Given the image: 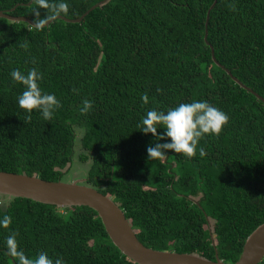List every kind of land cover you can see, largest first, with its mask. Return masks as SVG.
I'll list each match as a JSON object with an SVG mask.
<instances>
[{"label": "trees", "instance_id": "trees-1", "mask_svg": "<svg viewBox=\"0 0 264 264\" xmlns=\"http://www.w3.org/2000/svg\"><path fill=\"white\" fill-rule=\"evenodd\" d=\"M28 1L0 0V10L35 22L52 16L56 0ZM98 1L66 0L60 15L77 18ZM212 2L106 0L80 22L56 18L39 27L0 17V170L60 180L79 128V160H90L84 183L118 204L144 245L236 261L264 222V102L215 64L210 45L264 98V0H216L209 9ZM32 67L42 90L61 101L50 121L35 110L26 120L16 104L22 85L9 72ZM83 99L93 102L86 114L78 110ZM197 99L227 113L220 134L203 137L191 158L173 150L147 158L158 137L138 129L141 116ZM4 215L11 223L0 227V264H16L4 243L13 232L33 258L46 251L66 264H137L89 206L11 197L0 206Z\"/></svg>", "mask_w": 264, "mask_h": 264}, {"label": "water", "instance_id": "water-1", "mask_svg": "<svg viewBox=\"0 0 264 264\" xmlns=\"http://www.w3.org/2000/svg\"><path fill=\"white\" fill-rule=\"evenodd\" d=\"M31 1L32 0H29L26 4H29ZM105 1L106 0H101L93 4L77 18H68L59 14L51 16L44 22H35L25 16L11 15L7 10H0V17L13 21H25L28 25L34 27L46 26L56 18L69 22H80L90 10L101 5ZM215 2L216 0H213L209 9L213 7ZM209 9L207 10L205 25L208 21ZM206 36L207 30L205 29V41ZM210 50L212 60L215 64L224 68L227 74L239 86L251 91L264 102L263 97L233 76L229 69L225 68L216 60L211 45ZM0 195H4L7 198L26 197L59 207L74 205L89 206L97 212L113 244L122 254L137 264H257L264 258V222L256 226L246 237L238 259L234 262H225L220 259L217 254H215V259L212 260L196 252L160 250L144 245L137 238L124 211L118 204L115 203L110 196L84 183V180H46L36 175L0 170Z\"/></svg>", "mask_w": 264, "mask_h": 264}, {"label": "clouds", "instance_id": "clouds-1", "mask_svg": "<svg viewBox=\"0 0 264 264\" xmlns=\"http://www.w3.org/2000/svg\"><path fill=\"white\" fill-rule=\"evenodd\" d=\"M68 7L66 0H56L48 4L52 16L67 13ZM33 11L35 13L37 9ZM9 76L11 82L22 85V91L16 96V104L18 108L24 110L25 119H31L35 110L45 121H50L54 111L61 107V101L54 92L42 90L40 87L42 73L36 67L28 69L26 73L20 68H12ZM141 99L147 102L146 95ZM81 104L82 107L78 109L81 114L88 113L93 106L89 99H83ZM228 119L227 113L221 108L207 100L197 99L177 103L166 110L156 108L147 110L141 116L138 129L145 134L151 133L152 137H158L147 147V158L161 156L162 150H173L191 158L197 152L199 141L206 135L218 136L223 126L228 123ZM158 128L162 131L158 132ZM199 153L201 156L204 155L202 147L199 148ZM10 223V216L4 215L0 218V227L6 228ZM4 243L7 254L15 259L16 264H66L63 257L57 256L53 259L46 251H39L34 258L26 255L18 246L15 232L7 235Z\"/></svg>", "mask_w": 264, "mask_h": 264}, {"label": "rangeland", "instance_id": "rangeland-1", "mask_svg": "<svg viewBox=\"0 0 264 264\" xmlns=\"http://www.w3.org/2000/svg\"><path fill=\"white\" fill-rule=\"evenodd\" d=\"M82 130L76 128V141H75V155L71 163L69 171H67L61 178L63 181H72L75 179L85 180L86 172L89 167L90 160L85 162L79 160V155L82 152L80 148V137ZM8 198L4 195H0V206H5Z\"/></svg>", "mask_w": 264, "mask_h": 264}]
</instances>
